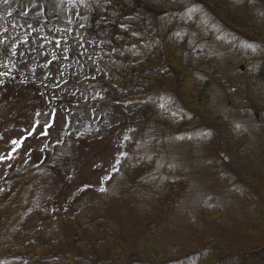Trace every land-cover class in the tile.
Wrapping results in <instances>:
<instances>
[{
  "label": "rangeland",
  "instance_id": "obj_1",
  "mask_svg": "<svg viewBox=\"0 0 264 264\" xmlns=\"http://www.w3.org/2000/svg\"><path fill=\"white\" fill-rule=\"evenodd\" d=\"M0 157V264L256 252L264 0H0Z\"/></svg>",
  "mask_w": 264,
  "mask_h": 264
},
{
  "label": "trees",
  "instance_id": "obj_2",
  "mask_svg": "<svg viewBox=\"0 0 264 264\" xmlns=\"http://www.w3.org/2000/svg\"><path fill=\"white\" fill-rule=\"evenodd\" d=\"M200 92H203V89L200 91ZM200 94V93H198ZM264 190V185L262 186V191ZM261 191V192H262ZM264 195V193H263ZM262 198V197H260ZM263 199V198H262ZM257 211V210H256ZM260 213L261 215H263V219H264V210H260ZM260 215V216H261ZM264 225V221L262 223ZM121 251H123L124 249V245L120 248ZM206 250L208 251L209 250V254L213 256H215V263L214 264H225L224 261H230L231 259L230 258H236L238 256H243L242 254L244 253H247L249 256L248 257H253V255H258V257H262L264 258V245H261L259 247V249L255 250L256 252H251V251H248V250H228V248H222V250L220 249H217L213 246V244H209L208 246V249L206 248ZM148 252L150 253H147V254H143L142 255V252H141V255L140 253L138 252L139 254V257L138 254H135V253H129V258L126 262H123L121 264H133L131 261L135 260L136 263L134 264H147V261H149L147 259V257L149 256V258H154V259H161V257L163 256L162 254H159V253H155L153 254L154 252L153 251H150L148 250ZM144 253V252H143ZM251 254V255H250ZM45 255H49L51 258H49V256H43L44 259H47L49 258V263H54V264H108V263H105V262H97V261H94L96 260L95 258H91V257H88L86 258L85 260H82V259H79V256L78 255H75L73 253H68V254H63V253H54L53 250ZM206 256V255H205ZM205 256L203 258H205ZM207 261V258L206 260H203L202 259V263H205ZM117 262H115L114 264H116ZM34 264H37V262L34 261ZM113 264V263H112Z\"/></svg>",
  "mask_w": 264,
  "mask_h": 264
},
{
  "label": "snow or ice",
  "instance_id": "obj_3",
  "mask_svg": "<svg viewBox=\"0 0 264 264\" xmlns=\"http://www.w3.org/2000/svg\"><path fill=\"white\" fill-rule=\"evenodd\" d=\"M29 134H31V133H29ZM43 134H46V133H43ZM126 139H127V137H126ZM12 143L18 145L19 143H22V141H20V142H18V141H13ZM13 150H15V149H13ZM121 155H126V153H121ZM0 158H3V157H0ZM117 162H119V161H117ZM105 179H110V177H105ZM99 191L103 192V191H106V189H105L104 187H101V188L99 189Z\"/></svg>",
  "mask_w": 264,
  "mask_h": 264
}]
</instances>
